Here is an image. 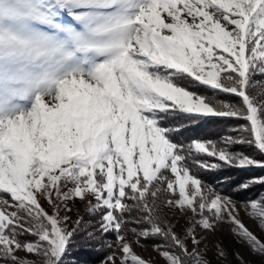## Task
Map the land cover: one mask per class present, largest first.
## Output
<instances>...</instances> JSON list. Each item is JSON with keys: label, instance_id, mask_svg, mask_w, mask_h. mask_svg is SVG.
Returning a JSON list of instances; mask_svg holds the SVG:
<instances>
[{"label": "snow or ice", "instance_id": "snow-or-ice-1", "mask_svg": "<svg viewBox=\"0 0 264 264\" xmlns=\"http://www.w3.org/2000/svg\"><path fill=\"white\" fill-rule=\"evenodd\" d=\"M177 111L243 123L182 141ZM249 167L264 168V0H0V264H158L134 243L213 264L201 244L221 225L258 258L238 264H264L240 216L264 231V192L245 195L264 175L223 171ZM213 254L228 264L222 241Z\"/></svg>", "mask_w": 264, "mask_h": 264}, {"label": "trees", "instance_id": "trees-1", "mask_svg": "<svg viewBox=\"0 0 264 264\" xmlns=\"http://www.w3.org/2000/svg\"><path fill=\"white\" fill-rule=\"evenodd\" d=\"M193 91L199 92L201 95L205 96L209 103H214L220 100H230L231 102H236L238 98L226 95L224 93L218 92L215 89L206 88L204 86H192ZM188 114L177 111L168 119L173 120L174 122H179V127L176 128L177 131L184 133V135L179 137V140L186 139H217L226 134L235 135L234 132H231L230 129L237 123H243V121L233 120L231 118L219 117V116H203L195 118L191 121L185 119ZM242 144L234 145V149L241 148ZM247 147V146H246ZM261 173L264 168H238V169H224L223 171H228L232 174V177L235 179L237 173L247 178L251 175L250 171H257ZM208 179L212 182H215L211 176ZM74 251H80V249H74ZM75 257L69 258V264L71 260Z\"/></svg>", "mask_w": 264, "mask_h": 264}, {"label": "rangeland", "instance_id": "rangeland-1", "mask_svg": "<svg viewBox=\"0 0 264 264\" xmlns=\"http://www.w3.org/2000/svg\"><path fill=\"white\" fill-rule=\"evenodd\" d=\"M57 19L59 20L60 23L64 24V25H73L75 27H79V25L76 23V21H74L67 13L66 10L64 11H59V15L57 17ZM259 78V77H257ZM236 145V144H234ZM234 145L232 147H234ZM234 151H242V152H250L251 148L250 146H242L241 148H237L234 149ZM257 171H250L251 175H264V170L261 173H257ZM264 186H257L256 188H253L251 193H246L245 195L251 196L255 193H259V192H264ZM239 198V197H238ZM77 210L83 212L84 210V206L82 204L77 203L75 209L69 213V215L75 219L76 215H77ZM240 216L241 218L245 221V223L259 236L264 237V231H261L260 228L258 227V225L256 223H254L249 217H247L244 213L243 210H241L240 212ZM174 219V222H177L178 225H182L184 224V220L183 219H179L178 221ZM179 230V228L177 229ZM218 241H222L223 244L225 245L227 251L229 252V258H228V264H238L237 261H235V259L231 256L232 252L235 251H240L242 253H244L245 258L248 260H254V259H258L256 257H253L251 255H249L248 250L241 245L240 243L236 242V240L233 238V236L230 234L229 229L226 225H221L219 230L216 231L215 233H207L205 236V239L203 241V243L201 244V247L204 248L205 246H207V251L206 254L209 258L212 259L213 264H225V262L223 261H219L215 256H214V246ZM133 248L134 251L137 254H141L142 256H144L145 258H153L158 260V264H164L163 260L159 259L158 254L149 246L146 249L142 248L138 245H136L135 243L133 244ZM21 256H24L25 254L23 252L20 253Z\"/></svg>", "mask_w": 264, "mask_h": 264}]
</instances>
